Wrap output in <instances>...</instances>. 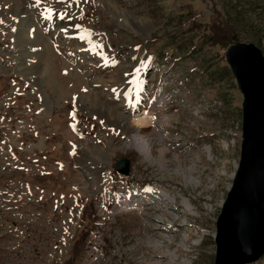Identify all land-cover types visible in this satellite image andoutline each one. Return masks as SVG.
<instances>
[{
    "label": "rangeland",
    "instance_id": "374dc122",
    "mask_svg": "<svg viewBox=\"0 0 264 264\" xmlns=\"http://www.w3.org/2000/svg\"><path fill=\"white\" fill-rule=\"evenodd\" d=\"M227 4L0 0V264H214L241 140Z\"/></svg>",
    "mask_w": 264,
    "mask_h": 264
},
{
    "label": "water",
    "instance_id": "95a60500",
    "mask_svg": "<svg viewBox=\"0 0 264 264\" xmlns=\"http://www.w3.org/2000/svg\"><path fill=\"white\" fill-rule=\"evenodd\" d=\"M225 61L242 95L241 143L238 165L215 223L214 264H252L264 255V246L234 262L230 260L235 256H228L226 250L233 247L235 235L238 238L245 228L251 232L250 217L254 220L259 217L252 216V210L261 207L264 199V79L247 66L256 61L264 63V54L254 43L235 42L227 47ZM114 168L118 174L127 176L130 163L121 158ZM249 246L252 243L240 253Z\"/></svg>",
    "mask_w": 264,
    "mask_h": 264
},
{
    "label": "bare ground",
    "instance_id": "6f19581e",
    "mask_svg": "<svg viewBox=\"0 0 264 264\" xmlns=\"http://www.w3.org/2000/svg\"><path fill=\"white\" fill-rule=\"evenodd\" d=\"M13 10H15V9H12V10H10L8 12L7 11L6 12H2L1 11L0 15H3V16L4 15H10L11 13H13L12 12ZM16 11H14V13ZM44 17H45L46 23L48 25H50V26L61 24L59 34L62 36V38L69 39L70 36L72 37V35L75 34V33H69V32H75L76 30L73 31L72 29H69L68 25H67V22L63 21L62 19L60 21H58L59 20V16H51V17L44 16ZM76 34H78V33L76 32ZM92 41H93V39H92ZM21 58H20V60H21ZM247 66L250 68V71L257 72L259 74V76H261L264 79V63H262L260 61H258V63H257V61H256V62H253V63L252 62L249 63ZM263 98H264V94H263ZM263 107H264V105H263ZM124 127L126 129L127 134L132 132L131 131V127L128 126V122L124 123ZM142 149H144V148H142ZM93 177H96V178H93ZM92 178H93L92 179L93 183L97 182L96 174H93ZM100 184H101V188L102 189L106 188L108 186V183H107V181L105 179H103L102 183H100ZM259 206H258V208H254V210H252V216L258 215L259 216L258 219L256 217V220H254L252 217H250V219L248 221V224L249 225L251 224V227H250L251 228V232H249L248 229L245 228V230L240 233L238 238H237V235H235V237L233 239V243H234L233 247L230 250H226V251H228L227 252L228 256H235V257H233L232 260H230L231 262H234L235 260H237L241 256H245L247 254L255 252L258 249H260L262 246H264V199L262 200V206L261 207H259ZM250 213H251V210H250ZM255 228H256V230L254 231ZM251 243H252V246H249V248L246 251L240 253L244 248H246Z\"/></svg>",
    "mask_w": 264,
    "mask_h": 264
},
{
    "label": "trees",
    "instance_id": "16d2710c",
    "mask_svg": "<svg viewBox=\"0 0 264 264\" xmlns=\"http://www.w3.org/2000/svg\"><path fill=\"white\" fill-rule=\"evenodd\" d=\"M227 1V5L230 7V9H233L230 6V3L233 4L234 7V18L236 19L235 25L227 26L222 31V36L226 44L229 46L230 44H233L234 42L239 41L240 36H247L246 34H251L252 36H249L252 38L249 42L254 41V44H256L259 48H261L262 52L264 53V46H263V40H264V24L262 26H259L256 22V20H262L264 23V6H258L260 1L262 0H232ZM258 4V5H257ZM226 11V6L223 7ZM257 9H260L259 11ZM259 12V14H262L260 17L256 16ZM233 17V16H232ZM241 30H240V29ZM239 29V30H238ZM222 38V37H221ZM230 72V71H229ZM217 71L213 73V76L217 75Z\"/></svg>",
    "mask_w": 264,
    "mask_h": 264
}]
</instances>
